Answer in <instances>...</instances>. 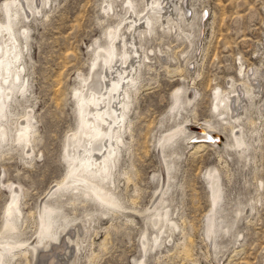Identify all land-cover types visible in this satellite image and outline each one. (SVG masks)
<instances>
[{"label":"rangeland","instance_id":"rangeland-1","mask_svg":"<svg viewBox=\"0 0 264 264\" xmlns=\"http://www.w3.org/2000/svg\"><path fill=\"white\" fill-rule=\"evenodd\" d=\"M5 1L0 0V6ZM128 1L48 0L38 13L12 22L22 47L25 90L19 92L21 83H14L18 87H12L8 110L14 118L31 116L35 131L28 147L9 141L12 146L0 149V230L14 187L21 211L19 217L13 213L17 238L33 242L41 228V204L53 209L54 231L69 225L73 239L77 232V247L63 233L61 245L46 250L49 256L39 264L46 260L48 264H212L214 255L224 264H264V98L247 100L244 108L238 103L246 141L242 153L230 138L224 149L212 146L196 153L186 145V134L179 132L159 149L162 135L186 121L189 125L206 121L221 130L229 118L218 116L214 90L227 89L231 78L241 90L246 77L238 74L239 64L250 75L255 68L264 73V0H182L190 16L182 28L192 32L191 42L158 25L142 37L149 65L140 69L142 87L127 113L131 134L123 133L105 185L120 204L114 214L112 207L70 189L50 191L66 173L63 146L76 126L75 88L80 78L95 74L92 61L108 46L107 34L127 19ZM132 1L141 8V0ZM107 2L112 10L105 12ZM202 10L206 15L201 25ZM189 91L190 102L186 101ZM11 121L7 130L14 139ZM212 171L218 173L216 198L208 184L207 174ZM165 212L176 225L164 221ZM183 244L189 258L179 252ZM27 258L26 263L21 258L10 263H33L32 256ZM4 259L9 262L7 256Z\"/></svg>","mask_w":264,"mask_h":264},{"label":"bare ground","instance_id":"bare-ground-1","mask_svg":"<svg viewBox=\"0 0 264 264\" xmlns=\"http://www.w3.org/2000/svg\"><path fill=\"white\" fill-rule=\"evenodd\" d=\"M47 1L7 0L0 6V11L4 18V21L0 22V149L8 144L10 145L12 141L22 148L28 147L32 134L35 131L30 120L31 116L29 117L27 114L23 117L14 118V114L12 115L8 110L7 102L14 93L12 87H18L14 83H21L18 87L19 92L25 90L23 85L24 81L21 82V74L23 72V66H21L22 47L13 29L12 22L19 16L27 18L29 13H38L41 5ZM141 1L142 5L140 9L137 8V4H134L132 0L128 1V4L126 3L127 19L125 22L122 21L114 32L111 31L107 34L110 39L108 46L100 49L92 61L91 70L95 74L80 78V86L75 88L76 126L74 130L67 134L63 146L66 173L61 184H56L50 188V191L55 189V192L61 188L66 189V191L70 189L72 193H81L85 197H92L100 204H106L108 207H112V214L117 211L115 209L119 208V203L115 200L111 191L106 189L105 185H107V180L111 175L109 172L114 167V161L119 152V145L123 142V133L126 131L131 134V121L127 120V113L133 96L135 94L138 95L142 87L139 77L140 69L143 67L146 68L149 65V54L145 46H143L142 37L154 31L156 25L162 30L172 29L178 36L183 34L188 42L192 41L193 35L191 34L192 32H186L182 28V24L190 18L183 5L184 0L183 4L182 0H178V2L174 0ZM111 6V2H107L104 6V11L112 10ZM205 13L202 10L200 14L199 19L201 25L206 15ZM201 31L202 27L200 26L198 36ZM23 34H25V31H23ZM246 69L243 68L242 64H239L238 74L246 77V80L240 82L241 90L232 78L228 80L229 87L227 89L219 91L216 88L214 90V99H217V103L214 106L218 116L226 114L229 118L223 122L224 126L221 130L212 127L206 121H193V123L200 124L202 127L217 133H222V135L224 134L223 131L227 129L231 132L230 136L223 135V138V136L221 137L218 134V141L199 140L201 137L195 135V130H201V128L189 125L186 121L181 126L177 124V127L171 133L162 135L159 139V149L163 148L166 141H174L173 139L177 132H179L186 134L184 136L186 138V145H190L193 152L196 151L197 153L198 150L200 151L202 149L204 151V148L212 146L224 149L228 145V138H230L238 152L242 153L246 148V141L239 125L241 123L239 121L241 112L237 108L238 103L241 102L244 108L245 101L249 100L251 103L253 100L260 99L261 101L262 97L264 98L263 71L260 68H255L253 74L250 75L251 71H246ZM259 77L262 78V80L260 79V83L256 82ZM179 90L177 89L174 92L176 102L180 99ZM192 99L193 93L189 91L186 101L190 102ZM257 105L259 104L257 103ZM10 121L16 131L14 139V136H8L7 125H9L8 123ZM253 122L251 118L248 119V123L252 124ZM207 137L209 138V136ZM9 141L11 142L9 143ZM25 153L30 155L29 149ZM163 161L165 162L163 165L167 167L164 158ZM122 174L125 175V172ZM207 175L211 196L215 197L217 196L219 186L218 173L212 171L208 172ZM127 177L125 176L126 179ZM7 185L9 187L12 186L10 184ZM9 191L10 198L5 207L3 225L0 230V264H11L10 260L20 258L26 263L28 262L27 255L33 257V263L31 262V264H39L42 258L46 259L49 256V254L45 255L44 252L46 250L61 245L63 233L68 235V241H73L74 246H78V240L76 239L77 232L74 233L73 239L68 229L69 227H66L69 225L62 226L59 229H55V231L51 228V225H53L52 219L54 218L52 217L53 209L42 204L39 207L41 228L36 233L33 242L27 243L17 238L15 234L19 229L17 228L16 217L13 213H17L18 217L21 215L18 207L19 193L14 187ZM163 215L164 221L168 225H171V227L176 225L171 219H168L167 212ZM156 218L158 224V221H160L159 215ZM207 220V233L209 235L211 230L210 223L212 221L211 213L208 215ZM66 223L70 224L69 220ZM158 237L157 235L154 236V240L157 241ZM179 252L184 257L189 256L186 244L181 246V251ZM5 256L9 258L8 263L4 259ZM213 259L212 264H224L217 255H214ZM48 263L49 260H46L45 264ZM138 264L144 263L139 262Z\"/></svg>","mask_w":264,"mask_h":264},{"label":"water","instance_id":"water-1","mask_svg":"<svg viewBox=\"0 0 264 264\" xmlns=\"http://www.w3.org/2000/svg\"><path fill=\"white\" fill-rule=\"evenodd\" d=\"M193 126L196 128H201V130H198V129L195 130V135L198 137H201V138H199V140L218 141L219 140L218 134L222 137V135L220 133H217L215 131H212V130H209L205 127H202L200 124H194ZM202 135H204V136L202 137ZM207 136H209V138ZM214 264H216V263H214Z\"/></svg>","mask_w":264,"mask_h":264}]
</instances>
